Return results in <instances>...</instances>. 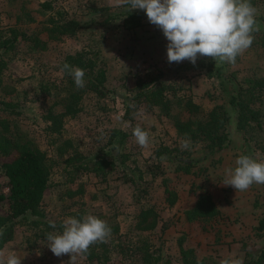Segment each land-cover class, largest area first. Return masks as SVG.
Returning <instances> with one entry per match:
<instances>
[{
  "label": "rangeland",
  "instance_id": "1",
  "mask_svg": "<svg viewBox=\"0 0 264 264\" xmlns=\"http://www.w3.org/2000/svg\"><path fill=\"white\" fill-rule=\"evenodd\" d=\"M50 5L52 9L44 8ZM257 9L256 20L260 31L255 33L251 47L238 56L234 65L225 63V71L236 84L246 88V79L264 77V0H253ZM123 10H132L122 0H0V39L10 37L8 31L38 36L42 44L19 38L15 47L6 50L0 45V57L8 64L4 85L13 86L16 92L10 98L13 107L2 106L0 119L9 120L25 143L46 153L51 166L50 189L41 206L40 215L19 219L13 240L2 249L14 251L22 264H69L70 256L56 257L47 247L49 233L62 234L66 218L78 214L110 219L121 227V242L135 241L133 222L140 208H153L159 215L160 225L148 235L156 248L162 249L169 264H182L180 239L183 246L195 250L199 259L209 264H219L226 257L240 258L257 255L264 248V231L259 222L264 219V185L254 184L248 190L236 192L224 186L226 169L235 168L240 155H249L264 161V153L256 142L264 135L250 133L249 141L236 129L235 113L217 78H210L209 57H200L193 65L167 61L168 41L161 30L148 20L137 29L128 30L123 18L116 16ZM59 11L65 18L75 19L83 28L75 37L51 41L45 29L49 19ZM86 51L98 55L107 72L110 94L106 102L98 101L91 94L84 102V111L76 118H66L60 134L53 133L46 120L49 109L55 104V84L60 86L64 73L60 65L68 55ZM224 64V63H222ZM218 64L216 66H220ZM215 66V67H216ZM160 78L170 87L169 96L187 97L208 112L217 105H224L230 112L229 147L216 154H208L204 144L182 149L171 121L158 109L139 104L126 116L125 103L137 93L140 79ZM49 88V90L45 89ZM5 94L0 85V99ZM107 106L108 110L102 107ZM57 105L55 113L62 112ZM139 125L151 133V144L141 148L135 141L133 129ZM15 126V127H14ZM128 134L124 145L118 137H111L113 130ZM111 139L113 141H111ZM71 140L74 149L88 159L105 157L114 166L107 168L106 176L75 170L66 162L69 150L63 157L58 146ZM126 156V157H125ZM181 159L192 165L191 172L178 170ZM126 159L125 162H121ZM0 193L7 196V179L0 170ZM84 192L70 195V191ZM139 188V189H138ZM167 191L176 193L174 205L167 202ZM208 192L213 197L221 217L209 226L198 221H188L185 212L195 206L198 195ZM7 207L0 200V211ZM55 223L56 228L50 224ZM165 225L164 233L161 227ZM112 236L107 242H112ZM133 254L115 251L104 264H141ZM74 264H102L89 262L78 256Z\"/></svg>",
  "mask_w": 264,
  "mask_h": 264
},
{
  "label": "trees",
  "instance_id": "2",
  "mask_svg": "<svg viewBox=\"0 0 264 264\" xmlns=\"http://www.w3.org/2000/svg\"><path fill=\"white\" fill-rule=\"evenodd\" d=\"M253 0H251V3ZM44 8L52 9L48 4ZM123 18V25L126 29H137L148 20L143 10H123L116 16ZM83 28L82 23L75 19H68L57 11L48 21L45 32L51 41H62L65 37H75ZM10 37L2 41L0 45L6 50L13 49L19 38L42 44L38 36L26 33H19L15 29L8 31ZM264 47V33L261 38ZM211 67L207 70L210 78H217L225 92H228L229 102L233 113H235L236 129L243 134L246 141H249V134L261 132L264 135V77L246 79V88L236 87V84L225 71V63L215 67V61L210 58ZM78 67L85 71L86 86L77 89L71 75L64 73L62 85L55 84L54 89L58 92L54 95L57 99L49 109L46 120L51 124L49 129L53 133L60 134L66 118H76L84 111V102L91 94L98 101L106 102L110 89L107 87V72L99 62L96 54L80 51L74 55H68L61 63ZM8 68L7 62L0 57V85L3 88L5 97L0 99V110L2 106L13 107L11 97L16 92L11 85L5 84V72ZM49 90V88L45 87ZM170 87L160 76L140 79L137 83V93L132 98H127L125 103L126 116L131 114V109L139 104H145L149 108L158 111L168 118L173 124L179 138H190L192 145L204 144L208 154H216L229 147L230 135L228 127L231 123L230 112L224 105H217L206 112L192 99L187 97L169 96ZM61 106L62 112L55 113V106ZM103 110H108L104 103ZM15 127V126H14ZM23 133L15 131L9 120L0 119V170L7 179L9 194L5 196L0 193V200H6L7 207L0 211V229L4 235L0 237V250L11 242L14 237V229L19 219L31 215H40V206L50 189L51 166L45 152L31 147L22 139ZM111 137H118L119 144L124 145L128 134L123 130H113ZM111 141H113L111 139ZM258 150L264 153V137L256 142ZM69 150L73 155L66 161L77 171L84 170L95 173L97 176H106L107 168L114 166V163L107 161L105 157L88 159L78 150L74 149L71 140H65L58 146V154L63 157ZM126 157V156H125ZM123 159L121 162H125ZM178 170L191 172L192 165L186 159H181L177 166ZM1 187V185H0ZM139 189V188H138ZM84 192L81 186L78 191H70V195ZM167 202L174 205L177 195L167 191ZM221 212L210 193L204 192L198 195L194 207L185 212L188 221H198L211 226ZM79 219L83 216L78 214ZM108 223L112 230V242L98 243L90 247L86 257L89 262L107 263L110 254L120 251L121 254H133L141 264H169L164 260L162 249L156 248L149 239V233H153L160 225L159 215L153 208H140L133 222L135 241L132 244L121 242V227L118 223H112L110 219L100 217ZM166 226L161 227L164 233ZM259 231H264V219L259 222ZM181 247L182 264H209L208 260L199 259L194 249L183 246V239L179 241ZM244 264H264V248L257 255L247 254Z\"/></svg>",
  "mask_w": 264,
  "mask_h": 264
},
{
  "label": "clouds",
  "instance_id": "3",
  "mask_svg": "<svg viewBox=\"0 0 264 264\" xmlns=\"http://www.w3.org/2000/svg\"><path fill=\"white\" fill-rule=\"evenodd\" d=\"M132 10H143L148 22L162 31L168 41L166 45L169 64L185 60L193 65L200 57H209L215 66L221 63L234 65L238 56L248 50L260 31L256 20L257 9L251 0H122ZM74 79L77 89L86 86L85 71L65 63L60 68ZM133 136L141 148L151 144V133L137 125ZM182 149H191L190 138L181 141ZM235 168L226 169L224 186L236 192L248 190L254 184L264 185V161L249 155H240ZM56 228L55 223L50 224ZM63 232L49 233L47 247L56 256L69 255V264L78 256L88 253L91 246L107 242L112 235L111 227L93 215L81 219L66 218ZM4 230L0 229V237ZM0 264H22L14 252L0 250ZM219 264H243L242 259L226 257Z\"/></svg>",
  "mask_w": 264,
  "mask_h": 264
}]
</instances>
